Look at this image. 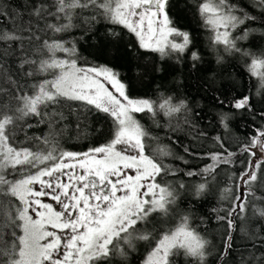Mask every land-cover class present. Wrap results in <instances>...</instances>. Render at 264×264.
<instances>
[{"label": "snow or ice", "instance_id": "snow-or-ice-1", "mask_svg": "<svg viewBox=\"0 0 264 264\" xmlns=\"http://www.w3.org/2000/svg\"><path fill=\"white\" fill-rule=\"evenodd\" d=\"M195 12L211 33L217 65L226 56L246 58V71L258 82L254 95H264V48L252 51L239 43L257 32L264 36V0L248 5L198 0ZM100 21L134 38L126 45L134 59L143 51L177 63L187 55L193 68L202 62L193 33L177 26L172 0H0V264H132L138 245L147 247L140 264H264V207L253 204L264 202L256 195L257 186L264 188V125L254 128L238 152L215 136L221 150L205 154L211 163L183 173L201 177L190 186L200 198L221 165H233L238 153L248 156L239 175L230 176L221 190L220 199L230 206L213 209L225 226L223 235L214 237L201 227L206 221L180 207L185 184L166 179L183 171L169 158L189 161L137 119L146 113L156 123L162 114L174 131L181 124L195 128L189 99L164 92L155 98L133 96L134 82L117 67L88 61L75 39L57 35L79 24L91 30ZM108 36L123 39L113 28ZM152 70L164 69L154 65ZM213 99L221 109L252 111L251 92ZM72 102L107 114L111 138L85 151L65 149L66 117L60 109L71 113ZM259 115L264 120V112ZM32 117L48 128L43 136L25 132L33 127ZM233 118L232 111L218 114L225 130ZM75 127L79 133L80 124ZM17 132L24 134L23 141ZM183 152L199 158L187 146ZM250 207L260 218L252 231L247 228ZM237 232L243 233L244 246L235 243Z\"/></svg>", "mask_w": 264, "mask_h": 264}, {"label": "trees", "instance_id": "trees-1", "mask_svg": "<svg viewBox=\"0 0 264 264\" xmlns=\"http://www.w3.org/2000/svg\"><path fill=\"white\" fill-rule=\"evenodd\" d=\"M242 5H248L251 0H238ZM198 0H172L173 14L177 20V26L186 31L193 33L196 47L201 51L202 62L196 68L191 66V61L185 55L183 61L177 63L175 58H166L161 60L155 53H145L140 51V57L134 59L127 50V42L133 40L126 30L117 25H108L100 21L88 30V26L79 24L71 33L57 34L64 39H75L76 47L80 56L90 62L100 64L110 63V66L117 67L130 81H133V87L130 94L133 96H148L155 98L158 92L165 94H174L186 96L192 107V113L189 119L195 128L181 124L179 130L174 131L167 127L168 118L162 114L156 117V123L146 114H137V119L152 133L153 136L159 137L161 144L171 146L176 154L183 155L189 161L188 165L178 160L168 159L167 162L173 163L183 171L175 177H167L170 182L185 184V191L181 192L180 207L182 209L190 208L194 216L199 220L206 221L201 227L208 229L212 236H222L225 226L216 220L217 213L213 209L227 208L230 206L228 200H221V190L229 183V177L233 174L239 175L245 167L248 156L239 154L236 156V162L231 166L221 165L216 170L215 180L209 185L210 190L200 198L192 194V188L200 182L201 177H187L183 173L188 170L198 171L211 161L205 155L206 153L220 151L219 145H216L213 138L221 136L225 141V146L229 150L238 152L241 144L247 142L250 135H254V128L264 125V120L260 118L259 113L264 112V95H254L257 86V80L249 77L246 71L247 59L239 56H226L223 65H217L216 57L213 53L210 36L211 33L203 27L199 16L195 12V4ZM87 16V12L84 14ZM259 27V24L253 25ZM113 28L120 32L123 39L114 41L108 36V29ZM242 48L258 51L264 48V36L259 32L255 33L246 41H240ZM63 56L64 54L58 53ZM154 65H160L164 70L155 72L152 70ZM137 72L143 73L142 79L137 77ZM253 93L252 111L238 112L230 108L221 109L213 99L219 95L221 99L224 96L231 98L239 97L244 94ZM71 113L67 107L60 109L63 111L67 126L65 139L62 145L67 150L85 151L88 147L98 146L110 139L111 119L107 114L82 108L79 102L71 103ZM223 111H232L234 118L229 122V128L225 130L219 122L218 114ZM79 117V120H77ZM182 120L183 117H180ZM37 118L28 119L33 127L25 128L29 137L43 136L47 133L48 128L44 124H38ZM80 124L79 133L75 125ZM175 125L176 121H172ZM159 124L160 126H157ZM203 131L206 133L204 138L197 134ZM79 137V138H78ZM196 137V139H193ZM17 140L23 141L24 134L17 132ZM194 149L199 158H193L183 152V147ZM159 179V178H158ZM235 191V188H234ZM256 195L264 197V188L256 187ZM252 200V197H249ZM257 207H264V202L253 201ZM223 215L221 211L219 213ZM249 216L252 217L247 224L249 231L257 227L256 221L260 218L252 216L251 207ZM238 225L240 221H237ZM235 243L244 246L245 241L243 233H234ZM217 243L219 240L217 239ZM138 252L132 259V264H140V261L146 255L147 247L138 245Z\"/></svg>", "mask_w": 264, "mask_h": 264}, {"label": "rangeland", "instance_id": "rangeland-1", "mask_svg": "<svg viewBox=\"0 0 264 264\" xmlns=\"http://www.w3.org/2000/svg\"><path fill=\"white\" fill-rule=\"evenodd\" d=\"M257 151H258V150H257ZM258 155H259V153H258ZM45 201H46V202H50V203L52 202V201L48 200L47 198H45Z\"/></svg>", "mask_w": 264, "mask_h": 264}]
</instances>
